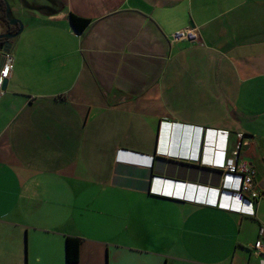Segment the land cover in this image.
I'll use <instances>...</instances> for the list:
<instances>
[{"label":"crops","instance_id":"crops-1","mask_svg":"<svg viewBox=\"0 0 264 264\" xmlns=\"http://www.w3.org/2000/svg\"><path fill=\"white\" fill-rule=\"evenodd\" d=\"M26 1L55 10L22 7L10 40L0 264H65V236L75 264H264V0ZM186 27L201 45L170 41ZM237 149L253 216L213 206L239 203Z\"/></svg>","mask_w":264,"mask_h":264},{"label":"built area","instance_id":"built-area-1","mask_svg":"<svg viewBox=\"0 0 264 264\" xmlns=\"http://www.w3.org/2000/svg\"><path fill=\"white\" fill-rule=\"evenodd\" d=\"M170 41L172 43L186 41L190 44L201 45L202 42L197 31L191 27H186L170 34ZM0 66V95L3 93L1 89L2 83L7 79L10 70L12 68V59L9 53H3V62ZM201 134V128L199 129ZM219 168V167H218ZM222 171H219L220 176L224 175L226 180L227 188H225L232 197H236L240 200L245 207L252 206V202L258 197V192L254 187L253 177L254 171L251 170L245 161L239 160L236 152H232L230 157H227L225 164L221 167ZM223 189V188H221ZM222 191V190H221ZM232 199V198H231ZM230 200V199H229ZM194 203H204V201H197L196 199H189ZM213 206L221 207L226 209L225 206L216 205L215 201ZM246 209V208H245ZM245 209L240 210L244 215L253 216V211H246ZM251 250L257 256L264 257V231L258 233L257 238L251 246Z\"/></svg>","mask_w":264,"mask_h":264},{"label":"trees","instance_id":"trees-1","mask_svg":"<svg viewBox=\"0 0 264 264\" xmlns=\"http://www.w3.org/2000/svg\"><path fill=\"white\" fill-rule=\"evenodd\" d=\"M25 6L33 7L39 11L45 12V14H50L55 10L53 7H43L40 5H36L35 3H29L28 1L22 0ZM51 6H56V2L54 0L51 1ZM4 3L3 1H0V21L1 23H4L7 27V22L4 19ZM68 21L71 26V28L77 32L81 33L83 32L86 27L89 24L88 19H83L78 16H75L71 13L68 15ZM11 30H16L15 27H10ZM9 28V29H10ZM4 39H0V46L3 44ZM237 149L236 154L238 156V151ZM80 244H81V239L78 237H71V236H65L64 237V262L65 264H75L78 261L79 257V249H80Z\"/></svg>","mask_w":264,"mask_h":264},{"label":"water","instance_id":"water-1","mask_svg":"<svg viewBox=\"0 0 264 264\" xmlns=\"http://www.w3.org/2000/svg\"><path fill=\"white\" fill-rule=\"evenodd\" d=\"M5 6H6V20L8 22L9 25L11 26H17L18 30L15 33H3L0 34V39H4L3 44L0 46L1 52L2 53H8L9 49H10V40L14 37H16L21 31H22V24L20 21H18L17 19H14L11 17L10 15V11L8 9L7 3L5 2ZM6 79L3 81L1 89L4 91L6 88Z\"/></svg>","mask_w":264,"mask_h":264},{"label":"rangeland","instance_id":"rangeland-1","mask_svg":"<svg viewBox=\"0 0 264 264\" xmlns=\"http://www.w3.org/2000/svg\"><path fill=\"white\" fill-rule=\"evenodd\" d=\"M45 2H46V0H38V3H40V4L45 3ZM6 3H7V6H8V9L10 11V15L12 18L17 19L18 21H19V19L17 17H21L24 19V16L20 14V12L22 11V7L25 8V5L22 2V0H6ZM220 178L223 179L225 177H224V175H222V176H220ZM228 185L229 184L221 181L220 187L221 188H227Z\"/></svg>","mask_w":264,"mask_h":264},{"label":"clouds","instance_id":"clouds-1","mask_svg":"<svg viewBox=\"0 0 264 264\" xmlns=\"http://www.w3.org/2000/svg\"><path fill=\"white\" fill-rule=\"evenodd\" d=\"M216 134H218V132L215 133L214 135H216ZM222 134L226 135L227 132H226V131H223ZM199 135H201V134H199ZM224 148L226 149V143L224 144ZM224 148L222 147V150H223V151H224ZM221 181L227 183L226 180H225L224 178H223ZM221 190H224L225 192L227 191L225 188H223V189H221ZM238 201H239V203H237V202L232 203V202H231V199H230V202H229V200H228L227 203H220V202H219V204H217V205H219V206H222V205H223V206L227 207L226 209L220 207V209L227 210V211H231V212H237V213L243 215V213L240 212V210H243V209H240V208H236V207H235V204H242V202H241L240 200H238ZM216 207H217V206H216ZM217 208H219V207H217Z\"/></svg>","mask_w":264,"mask_h":264},{"label":"flooded vegetation","instance_id":"flooded-vegetation-1","mask_svg":"<svg viewBox=\"0 0 264 264\" xmlns=\"http://www.w3.org/2000/svg\"><path fill=\"white\" fill-rule=\"evenodd\" d=\"M0 1H3V3H4V17H5V15H6V6H5L6 0H0ZM4 19L7 22L6 17ZM7 24H8V22H7ZM10 27H12V26L8 24L7 27H6V29H5V31L3 33H15L18 30V27H16V30L15 31L14 30H11ZM3 33H1V34H3Z\"/></svg>","mask_w":264,"mask_h":264},{"label":"bare ground","instance_id":"bare-ground-1","mask_svg":"<svg viewBox=\"0 0 264 264\" xmlns=\"http://www.w3.org/2000/svg\"><path fill=\"white\" fill-rule=\"evenodd\" d=\"M236 208L244 209V204H235Z\"/></svg>","mask_w":264,"mask_h":264}]
</instances>
